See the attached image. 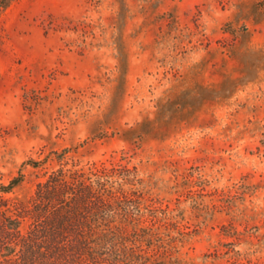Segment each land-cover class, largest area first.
<instances>
[{"label":"rangeland","instance_id":"374dc122","mask_svg":"<svg viewBox=\"0 0 264 264\" xmlns=\"http://www.w3.org/2000/svg\"><path fill=\"white\" fill-rule=\"evenodd\" d=\"M63 166L132 170L148 264H264V0H0V183Z\"/></svg>","mask_w":264,"mask_h":264},{"label":"trees","instance_id":"16d2710c","mask_svg":"<svg viewBox=\"0 0 264 264\" xmlns=\"http://www.w3.org/2000/svg\"><path fill=\"white\" fill-rule=\"evenodd\" d=\"M24 181L19 171L0 183V264H148L152 245L142 234L132 170L63 166L38 183L28 203L9 197Z\"/></svg>","mask_w":264,"mask_h":264}]
</instances>
